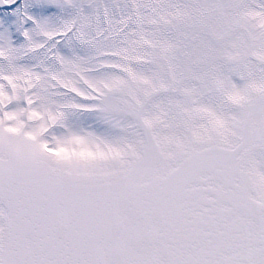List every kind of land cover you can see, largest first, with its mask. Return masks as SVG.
<instances>
[{
  "label": "snow or ice",
  "instance_id": "obj_1",
  "mask_svg": "<svg viewBox=\"0 0 264 264\" xmlns=\"http://www.w3.org/2000/svg\"><path fill=\"white\" fill-rule=\"evenodd\" d=\"M0 264H264V0H0Z\"/></svg>",
  "mask_w": 264,
  "mask_h": 264
}]
</instances>
